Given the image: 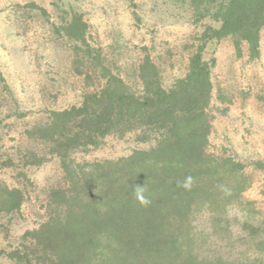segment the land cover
Returning <instances> with one entry per match:
<instances>
[{"label":"rangeland","instance_id":"1","mask_svg":"<svg viewBox=\"0 0 264 264\" xmlns=\"http://www.w3.org/2000/svg\"><path fill=\"white\" fill-rule=\"evenodd\" d=\"M199 13L189 0H0V264H43L33 232L63 216L72 185L53 138L40 131L53 113L103 86L101 74L116 73L140 93L146 58L172 88L200 49L212 80L207 153L220 162L216 188L227 171L235 196L207 200L164 239L200 258L264 264L256 251L264 240V28L252 52L232 35L210 36L221 21ZM148 134L110 135L72 157L82 166L128 157L157 144V134ZM253 227L259 232L249 237Z\"/></svg>","mask_w":264,"mask_h":264},{"label":"trees","instance_id":"2","mask_svg":"<svg viewBox=\"0 0 264 264\" xmlns=\"http://www.w3.org/2000/svg\"><path fill=\"white\" fill-rule=\"evenodd\" d=\"M189 2L200 16L221 21L219 28H210V36L232 35L237 46L246 41L252 52L257 50L264 0ZM189 64L186 76L166 88L157 65L146 58L139 68L140 93L116 73L101 74L106 80L103 86L85 92L79 104L55 111L52 123L40 128L44 138H53L72 185L61 204L63 216L49 218L33 232V246L43 264H242L222 255L200 258L192 247L164 239L166 231L184 226L207 200L216 203L221 193L235 196V189H226L227 171L220 178L227 182L216 188L220 162L207 153L212 80L201 49ZM148 68L155 71L149 77ZM136 129L143 132L141 139L156 133L157 144L118 160L83 166L72 157L73 150L97 148L107 136ZM189 176L192 183L186 189L181 185ZM137 185L145 186L146 202L137 198ZM258 232L253 227L248 236ZM256 251L264 253L263 239L256 243Z\"/></svg>","mask_w":264,"mask_h":264},{"label":"clouds","instance_id":"3","mask_svg":"<svg viewBox=\"0 0 264 264\" xmlns=\"http://www.w3.org/2000/svg\"><path fill=\"white\" fill-rule=\"evenodd\" d=\"M191 183H192V177L189 176L186 178L185 182L181 186L187 189V188H190ZM144 187L145 186L137 185V186H135V189H134L135 194L137 195V198L140 199L142 202H146L144 200V195H143Z\"/></svg>","mask_w":264,"mask_h":264}]
</instances>
